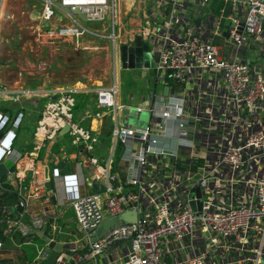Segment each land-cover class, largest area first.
I'll return each instance as SVG.
<instances>
[{
  "label": "built area",
  "instance_id": "built-area-1",
  "mask_svg": "<svg viewBox=\"0 0 264 264\" xmlns=\"http://www.w3.org/2000/svg\"><path fill=\"white\" fill-rule=\"evenodd\" d=\"M38 1L33 34L48 52L65 38L92 35L85 23L117 25L119 0ZM187 1L161 0L162 16L152 21L161 27L147 38L153 70L172 95L153 93L145 106H125L115 83L84 88L94 95L96 112L76 119L82 91L63 89L53 98L50 92L21 91L47 99L25 150L15 146L21 116L14 120L0 111V164L14 167L0 181V222L6 239L18 233L21 244L36 247L25 264H46L50 256L51 249L37 247L29 232L45 234L48 224L36 208L52 202L72 210L88 242L83 254L73 253L74 264H264V0H222L228 16L223 8L219 17L204 15L198 24L185 16ZM199 3L209 6L212 0ZM174 21L186 28L175 32ZM104 113L113 128L109 152L101 158L100 134L87 122ZM131 114L148 120L130 126ZM117 143L124 146L126 186L109 170ZM60 163L69 173L61 174ZM84 171L90 190L82 193ZM93 184L105 192H95ZM129 210L139 211L136 223L120 222L90 241L103 221ZM1 249L0 243V258ZM68 263L61 253L56 264Z\"/></svg>",
  "mask_w": 264,
  "mask_h": 264
},
{
  "label": "crops",
  "instance_id": "crops-1",
  "mask_svg": "<svg viewBox=\"0 0 264 264\" xmlns=\"http://www.w3.org/2000/svg\"><path fill=\"white\" fill-rule=\"evenodd\" d=\"M154 0H119L117 3V10L118 14L121 12V10H124L126 7V11L130 9L133 10V7H139L137 8V14L134 16H130V19L128 22H125V25L128 24V26H124L125 31L123 32V38H127V41L125 43L121 44H131L132 41L136 36H141L143 41L146 42L148 38V34L150 32L155 33L161 26H152V21L154 18L161 17L160 11L162 8V2L161 0H155L157 3L158 8L156 10H148L145 14H147V24L144 23V26L142 27V32H140L141 27L140 25L143 24V13L141 6L153 3ZM131 7V8H130ZM186 13L185 16H189V12H191V18L194 19H200L204 16L199 13L198 11H202L206 6H202L199 3V0H188L187 6H186ZM194 12V13H193ZM39 11H37V14ZM205 14V13H204ZM194 15V16H193ZM117 16V25L120 26V23L118 21ZM133 17L138 19V24L134 22L135 20ZM138 17V18H137ZM144 17H146L144 15ZM209 17V15L207 16ZM37 20V18H36ZM130 21V22H129ZM142 21V22H141ZM36 23V21H35ZM134 23V24H133ZM176 26H172V29L175 32H181L183 28H186V26H178L177 21ZM133 25L131 27L134 28L137 26L139 28V33H131V30L129 29V25ZM198 24V23H197ZM16 28V33L14 31L8 32V26H0V91L3 89H6L5 92H8L6 94H0V109H4L5 105H8L13 101H18V98L21 99V104L23 105H29L32 101H34L35 104H41V109L39 108L37 110V115L35 116L34 120H31L28 122L27 126H30L32 124V127L30 128V138L32 136V133L34 131V127L36 124V121L39 117V113L42 110L45 102L47 99L43 98L44 96L41 95L40 100H32V95L30 94L29 97L23 98V96L20 95V97H17L16 99H11L10 96H15L16 94H20L21 90L25 87L29 89H33L34 92L38 91H44V92H50V98H53L51 95L54 92L61 91L63 89H70V90H80L84 88H96L99 86H108L104 84L101 81V77L97 75L98 67L95 66L93 63L94 59V51H98L101 47L99 46L98 38L100 37L97 33L94 32H100L101 28H89L87 26H84L89 32L87 33L86 37H80V38H65L63 41H60L57 44L53 45L52 50L49 52L46 50L45 47L41 46L35 39L34 34L32 33L31 37H25L23 36L22 30H27V28H30L31 26H24L23 29H21V26H14ZM36 28V24L35 27ZM93 30V31H92ZM101 38V37H100ZM111 39L108 37V40ZM15 40H17L16 47H13L10 45V43H13ZM110 41V40H109ZM116 41V39L114 40ZM112 43V42H111ZM27 45V48H26ZM42 49H45V51H41ZM18 50V53H15L14 50ZM115 57V56H114ZM97 64V62H96ZM22 77H26L27 85L25 86V83H22L23 79ZM24 80V81H25ZM159 82L162 85L160 94H163L164 84H165V78L160 77ZM159 94V95H160ZM32 98V99H31ZM150 98H141L140 102H138L145 106L147 101H149ZM29 102V103H28ZM6 108V107H5ZM21 109H23L21 107ZM96 112L95 109V98L93 94L86 92H80L76 95V107H75V117L76 119H81L87 112ZM11 115V112H8ZM100 113V112H99ZM105 115V113H104ZM103 115V117H104ZM107 116V115H105ZM102 117V118H103ZM102 118L99 120H93L89 121L88 126L94 130L97 133H100ZM20 147V144L17 143L16 148ZM21 150L26 149V146L20 147ZM108 152L105 154L107 155ZM45 157L47 159H50L49 153L45 154ZM47 171L44 168V176L43 179L47 180ZM70 208H55V203L52 202L50 205L43 206L42 208H36V211L39 214L43 215L44 220L47 222L48 227L46 228L45 232L49 235L50 238H53L55 242L62 244L64 246V249L62 251V254L67 257V262L69 258V253H77L80 250H83L87 247V241L84 239L82 234L79 232L81 237H76L72 232L66 231V220H64L65 212L68 211ZM24 221L27 222L25 219ZM71 221L75 225V220L73 214L71 215ZM76 227V225H75ZM77 229V228H76ZM47 236V235H46ZM18 243V241H14V244ZM36 244V243H35ZM17 245V244H16ZM37 245V244H36ZM19 247L24 246L23 244L17 245ZM117 250L120 249L121 246H116ZM110 261H113L114 258L111 255ZM68 264H74L72 259L69 261ZM88 264V263H86Z\"/></svg>",
  "mask_w": 264,
  "mask_h": 264
},
{
  "label": "rangeland",
  "instance_id": "rangeland-1",
  "mask_svg": "<svg viewBox=\"0 0 264 264\" xmlns=\"http://www.w3.org/2000/svg\"><path fill=\"white\" fill-rule=\"evenodd\" d=\"M157 2L154 0L153 3L147 4L144 6H141L142 13H143V24L138 23V19L135 20L138 24V26H144V23L147 24L148 16L145 14L148 10H156L157 9ZM133 10L130 9L129 11L127 7L124 10H121V12L118 14V21L120 23V26H111V20H107L106 23H85V25L89 28H98L100 32H94L97 33L100 37L98 38L99 46L101 47L98 51H94V59L93 63L96 67H98L97 75L101 77V81L106 84L110 85L115 83L116 87L119 92V102L120 104H123L125 106H135L140 102L141 98H150V96L154 93L155 95H159L162 85L159 82V78L162 76L157 75L154 70H122L120 68V63L118 60V46L121 43H125L127 41V38H123V32L125 31L124 26L125 22H128L130 19V16H134L137 14V7H134L132 4ZM41 8V3L38 0H5L1 12L0 17V26H8V32L14 31L16 33V28L14 26H21L23 29L24 26H31L30 28H27V30L23 31V36L25 37H31L34 27H35V21L38 17L37 11H39ZM131 8V7H130ZM146 8V12L145 9ZM202 11H198L197 13L200 14ZM194 13V12H193ZM191 12H189V16H191ZM202 14V13H201ZM144 15L146 17H144ZM194 16V15H193ZM138 18V17H137ZM130 22V21H129ZM142 22V21H141ZM134 24V23H133ZM104 25V26H103ZM130 30L133 25H129ZM139 28L135 26L132 28V32L139 33ZM93 31V30H92ZM140 32H142V27ZM87 35V34H86ZM86 35H84L86 37ZM83 36V38H84ZM113 36L111 39L108 40V37ZM116 39V41H114ZM17 40H15L13 43H10L11 46L16 47ZM112 42V43H111ZM27 48V45H26ZM15 53H18V50H14ZM115 56V57H114ZM97 62V64H96ZM23 81L22 83H25V86L27 85L26 77H22ZM25 80V81H24ZM23 92L30 91L34 92L33 89H29L27 87L20 89ZM41 92V91H40ZM25 96V95H23ZM29 97V95H27ZM17 97H20V94H16L15 96H10L11 99H16ZM41 95L39 93H34L32 95V100H40ZM27 98V97H23ZM29 103V102H28ZM41 104H35L34 101L29 103V105H23L21 104V99H18V101H13L5 105L4 109H0L1 112H11V118L14 120L16 118L20 117V123L15 131L17 142L20 144V147L24 146L26 143L30 141V128L32 127V124L30 126L28 125V122L35 119V116L37 115V110L41 109ZM21 107L23 109H21ZM120 118L122 116L124 118L127 117V114L123 111L119 113ZM13 120V121H14ZM148 120V116L146 114H143L138 121L136 119V116L134 114H131V116L128 118V124L130 126H136L140 127V125L146 124ZM18 147V150H21V148ZM107 149V148H106ZM110 147H108L107 152H109ZM106 151H104V155L106 154ZM8 165V164H7ZM84 179H85V185L81 186V192L84 193L85 191L90 190L88 186V176L86 172L84 171ZM73 214L71 209H68V211L65 212L64 220H66V231L72 232L76 237H81L78 230L76 229L75 225L71 221V215ZM74 216V215H73ZM29 252V260H32L35 257V250L36 247L34 244L32 245H25ZM41 243H37V247H40Z\"/></svg>",
  "mask_w": 264,
  "mask_h": 264
},
{
  "label": "water",
  "instance_id": "water-1",
  "mask_svg": "<svg viewBox=\"0 0 264 264\" xmlns=\"http://www.w3.org/2000/svg\"><path fill=\"white\" fill-rule=\"evenodd\" d=\"M240 26H243V23H240ZM231 30V29H230ZM228 33H224V37L228 38ZM118 60L120 63V68L122 70H153L155 67V59L152 50V45L149 42H144L141 36H136L135 42L131 45L128 44H119L118 46ZM171 72L168 71L167 75ZM173 94V90L169 89L167 86L163 89V95L167 96V94ZM68 130L67 127L60 131V135L66 133ZM62 172L61 174L69 173L68 169L64 167L61 163L58 165ZM14 167L11 166L9 169L6 168L4 164H0V181L3 179L7 173H13ZM45 187L48 191H51V183L47 182ZM92 188L95 192L103 193L105 192L104 186H99L98 184H93ZM198 194V191H197ZM16 195L13 194V204L16 202ZM192 209H195V206L192 204ZM139 211L129 210L124 212L118 217L108 218L101 223V225L95 231L94 236L91 238V242H94L96 239L101 238L106 233L109 232L112 228L117 226L120 222L125 224H134L137 221ZM30 236L36 237L38 240L42 242V244L47 245L51 249L50 256L46 262V264H56V261L60 254L62 253L64 246L59 244L53 240H50L45 234L39 231H30ZM73 256V252L69 253L68 262L71 260Z\"/></svg>",
  "mask_w": 264,
  "mask_h": 264
},
{
  "label": "trees",
  "instance_id": "trees-1",
  "mask_svg": "<svg viewBox=\"0 0 264 264\" xmlns=\"http://www.w3.org/2000/svg\"><path fill=\"white\" fill-rule=\"evenodd\" d=\"M224 8V16H228V12H229V5L228 4H224V2L222 0H212V3L209 6H206L204 9H202V15H205V17L209 16H213L215 18L219 17L220 15V11ZM170 9H168L167 11H169ZM205 13V14H204ZM189 19L191 22L193 23H198L199 19H194L191 18L189 16ZM224 27H226L225 25V21L222 20L220 28L223 29ZM222 41V39H221ZM112 120H111V116H104L102 118V123H101V128H100V144L98 147V156L101 158H104L106 155H104V151L108 150V147L111 146V135H112ZM17 139H16V143L15 146H17ZM107 148V149H106ZM25 150V149H24ZM124 151V146L120 143H117L114 154H113V158L110 164V173L115 175L119 181L126 186L125 183V178H126V170H127V164L123 161H121V157ZM107 153V151H106ZM131 191H135V188L133 187H129L128 188ZM5 204L8 207H11L12 205V200L10 198H7L4 200ZM1 204V201H0ZM3 228H4V224L2 222H0V243L2 245V249H1V254L2 257L0 258V264H25L26 261H32L29 260V252L28 249L25 248L26 246H17L19 245V243L21 244V236L18 233H15L12 236V239H6L3 235ZM45 235H47L49 237V235L47 234V232H45ZM14 241H18V243L14 244ZM35 243L37 244L38 242L41 243L42 242L40 240H38L36 237L34 238ZM86 251V248H84L83 250H80L78 253L79 254H83ZM11 253H13V256H11ZM169 261V260H168ZM168 264H170V262H168Z\"/></svg>",
  "mask_w": 264,
  "mask_h": 264
},
{
  "label": "flooded vegetation",
  "instance_id": "flooded-vegetation-1",
  "mask_svg": "<svg viewBox=\"0 0 264 264\" xmlns=\"http://www.w3.org/2000/svg\"><path fill=\"white\" fill-rule=\"evenodd\" d=\"M136 38V37H135ZM135 38H134V40L132 41V43L131 44H133L134 42H135ZM147 42V41H146ZM131 44H129V45H131Z\"/></svg>",
  "mask_w": 264,
  "mask_h": 264
}]
</instances>
